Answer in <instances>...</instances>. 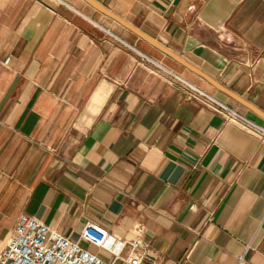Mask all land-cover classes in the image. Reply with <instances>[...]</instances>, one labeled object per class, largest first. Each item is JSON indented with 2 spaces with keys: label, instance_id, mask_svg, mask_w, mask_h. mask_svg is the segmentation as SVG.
I'll list each match as a JSON object with an SVG mask.
<instances>
[{
  "label": "crops",
  "instance_id": "crops-1",
  "mask_svg": "<svg viewBox=\"0 0 264 264\" xmlns=\"http://www.w3.org/2000/svg\"><path fill=\"white\" fill-rule=\"evenodd\" d=\"M93 1L196 72L83 0H0V243L29 216L115 264L136 228L140 264H264V143L128 49L264 126V0Z\"/></svg>",
  "mask_w": 264,
  "mask_h": 264
},
{
  "label": "built area",
  "instance_id": "built-area-1",
  "mask_svg": "<svg viewBox=\"0 0 264 264\" xmlns=\"http://www.w3.org/2000/svg\"><path fill=\"white\" fill-rule=\"evenodd\" d=\"M128 49L141 58L142 64L152 74L164 78L168 85L176 88L187 99H195L204 103L218 113L226 123L242 128L264 143V126L204 93L181 76L162 67L133 48L128 47ZM252 64L255 63L252 62ZM135 233L136 238L128 244L130 253L126 258L127 264H140L142 260V255L139 253L142 247L141 228H136ZM125 245V243L113 239L104 228L91 222L84 225L78 240H72L35 217L20 216L8 242L0 252V264H115L106 262L91 253L89 247L94 246L104 250L112 248L111 252L114 258L118 259L119 253Z\"/></svg>",
  "mask_w": 264,
  "mask_h": 264
},
{
  "label": "water",
  "instance_id": "water-1",
  "mask_svg": "<svg viewBox=\"0 0 264 264\" xmlns=\"http://www.w3.org/2000/svg\"><path fill=\"white\" fill-rule=\"evenodd\" d=\"M84 2H86L89 6H91L92 8H94L95 10H97L98 12L106 15L107 17L113 19L114 21H116L117 23H119L121 26H124L125 28L129 29L130 31H132L134 34H136L137 36H139L140 38L146 40L147 42H149L150 44H152L153 46L161 49L164 53L170 55L171 57H173L176 61H178L180 64H182L183 66H185L186 68H189L192 71H195L192 67H190L188 64H186L185 62H183L180 58L170 54L167 50H165L164 48H162L157 42H155L154 40H151L150 38H147L146 36L142 35L140 32H138L137 30L133 29L132 27H130L128 24H126L125 22H123L121 19H119L118 17L112 15L111 13H109L107 10H105L103 7H101L99 4H97L95 1L93 0H83ZM196 72V71H195ZM202 75V74H201ZM204 78H206L207 80H209L207 77H205L204 75H202ZM211 83H213L219 90H221L222 92L227 93L228 95L232 96L227 90H225L224 88L218 86L216 83H214L213 81L209 80ZM237 99V98H236ZM239 102H241V104H243L244 106H246L247 108H249L254 114H256L260 119H262L264 121V113L256 110L255 108H253L252 106H250L249 104L241 101L240 99H237Z\"/></svg>",
  "mask_w": 264,
  "mask_h": 264
},
{
  "label": "rangeland",
  "instance_id": "rangeland-1",
  "mask_svg": "<svg viewBox=\"0 0 264 264\" xmlns=\"http://www.w3.org/2000/svg\"><path fill=\"white\" fill-rule=\"evenodd\" d=\"M257 123V122H256ZM259 124V123H258ZM6 243H0V250H2L4 248Z\"/></svg>",
  "mask_w": 264,
  "mask_h": 264
}]
</instances>
